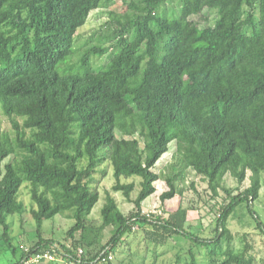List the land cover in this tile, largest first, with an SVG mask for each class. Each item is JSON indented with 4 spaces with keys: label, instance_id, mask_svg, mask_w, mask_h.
<instances>
[{
    "label": "trees",
    "instance_id": "16d2710c",
    "mask_svg": "<svg viewBox=\"0 0 264 264\" xmlns=\"http://www.w3.org/2000/svg\"><path fill=\"white\" fill-rule=\"evenodd\" d=\"M121 1L125 9L107 10V20L80 45L78 31L102 0H0V117L8 122L6 128L0 122V243L19 253L4 264H24L48 248L74 255L78 246L86 264H98L135 226L148 227L146 238L155 244L188 236L205 248L207 264H249L248 241L240 253L218 256L223 238L232 239L229 215L261 189L264 0ZM74 50H82L79 58L65 64ZM104 54L92 67V57ZM171 147L173 158L157 171ZM108 169L115 182L96 224L89 216ZM249 172L242 191L222 185L227 174L241 185ZM190 173L206 180L212 195L224 193L210 237L185 229L188 208L144 212L156 182L167 186L159 194L164 204L182 194L179 184ZM121 176L140 180L123 183ZM24 184L38 239L30 247L14 245L8 221L28 210ZM111 191H121L131 210L124 213ZM58 214L74 220L65 233L69 243L43 235L44 221ZM200 248L188 251V264H199Z\"/></svg>",
    "mask_w": 264,
    "mask_h": 264
},
{
    "label": "rangeland",
    "instance_id": "374dc122",
    "mask_svg": "<svg viewBox=\"0 0 264 264\" xmlns=\"http://www.w3.org/2000/svg\"><path fill=\"white\" fill-rule=\"evenodd\" d=\"M116 9L122 12L125 9V5H122L121 0H113L107 2L102 0L100 8L93 11L89 17L88 22L80 28L76 38V44H82L85 40L89 39L93 30L99 29L102 24L107 20V10ZM208 11H205V14ZM76 48V47H75ZM77 50V49H75ZM74 50V54L68 58L65 62L67 64L73 57L79 58L82 50ZM106 58V54L94 56L91 59L92 67H97L98 62H102ZM222 61L226 63L227 58L221 55ZM97 60V61H96ZM65 67L64 65L61 66ZM76 70L80 68L76 65ZM1 127H8V122L5 117H0ZM118 136L121 135L118 133ZM142 146V144H141ZM171 151L163 155L160 161L157 163V171H165V166L171 161ZM105 166L99 167L95 176H99L104 170ZM109 172V173H108ZM250 172L246 180L240 185L237 180L230 174L224 176L221 180L222 185L230 188L239 187V190L235 193L246 189L250 185ZM135 179V180H134ZM134 180L138 184L140 177L121 176V182L128 183ZM261 189L259 196L253 201L243 200L239 202L233 209L228 217V228L232 234V239L229 240L224 237L221 241V252L218 256L219 261L232 250L234 253H240L244 247V243L248 241L251 244L250 254L253 255L254 260L249 264H264V233L257 227L260 222L264 227V172L260 174ZM101 197L93 211L90 214V218L94 219L96 224L101 223V208L104 205V194L106 190H111V186L115 182V176L113 170L108 169L107 175L104 179L101 178ZM183 188L182 194L176 195L172 199L166 200L164 204L161 203L159 198L160 192L167 190V186L163 181L156 182L157 192L149 196L144 202V212L147 214H163L164 210L174 209L178 206H182L189 209L188 222L185 225V229L194 233L200 237L212 236L214 227V219L217 216L216 210L220 203L223 202V191L219 190L216 195H212V192L208 189L207 181L201 176L194 173H190L189 177L182 184H179ZM140 189L137 185L134 191L131 193V197H135ZM112 192V191H111ZM112 195L116 198L120 209L127 213L132 208V203L129 202L125 196L118 192H112ZM21 199L24 201L27 211L22 215H12L8 217V221L11 222V235L13 236L14 245L19 243L27 246H32L37 242L36 225L30 212L31 199L29 194L28 185L24 184L20 194ZM74 220L69 218L67 214H58L55 217L44 221L43 223V235L46 238H52L55 242H66L65 233L67 229L73 224ZM148 227L142 228L135 226L129 236L124 237L120 245L112 252L113 260L112 264H188L190 249L196 251L198 248L194 245V241L188 236L181 234L173 235L164 244L150 243L146 238L145 231ZM109 229H106V237L108 236ZM2 233V226L0 225V235ZM126 240V242H125ZM80 247V246H78ZM77 247V248H78ZM84 250V249H83ZM200 253L197 255L199 264H207L208 257H206L205 248H200ZM19 257V253L13 256L10 251H6L0 243V264L7 263L11 259ZM66 263L65 261L63 262ZM39 264H59L57 262H45ZM98 264H107V262H100Z\"/></svg>",
    "mask_w": 264,
    "mask_h": 264
},
{
    "label": "built area",
    "instance_id": "2783aa9c",
    "mask_svg": "<svg viewBox=\"0 0 264 264\" xmlns=\"http://www.w3.org/2000/svg\"><path fill=\"white\" fill-rule=\"evenodd\" d=\"M22 248L27 251L29 247L22 246ZM84 250L82 247H78L75 250V254H69L66 251H57L54 248L53 249H44L41 251L34 252L32 254H29L24 259V264H39V263H45V262H66L65 264H86V262L83 260ZM113 256L111 253L105 254V251H103L97 258V260L101 262H107L109 260H112Z\"/></svg>",
    "mask_w": 264,
    "mask_h": 264
}]
</instances>
